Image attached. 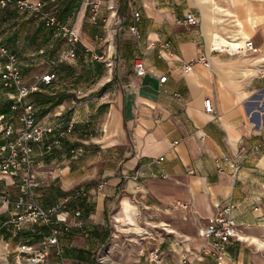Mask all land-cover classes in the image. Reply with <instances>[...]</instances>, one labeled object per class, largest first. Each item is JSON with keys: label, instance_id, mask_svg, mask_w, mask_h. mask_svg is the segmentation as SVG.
Here are the masks:
<instances>
[{"label": "crops", "instance_id": "0c3cea01", "mask_svg": "<svg viewBox=\"0 0 264 264\" xmlns=\"http://www.w3.org/2000/svg\"><path fill=\"white\" fill-rule=\"evenodd\" d=\"M25 1L41 2L39 10L23 8L27 13L54 15L73 26L84 62L82 69L54 71L52 83L59 82L54 106L42 118L37 115L53 126L44 139H55L50 150L44 141L36 144L32 187L42 196L50 187L53 203L68 200L71 205L53 217L62 252H51L48 264H93L96 245L103 244L109 230V213L117 206V217L127 219L125 211L132 214L135 208L129 200L146 211H160L165 219L187 218L186 233L159 223L166 233L185 236L170 242L162 238L166 264L181 262L188 252L201 262H216L212 255L203 256L204 239L194 232L226 203L233 205L231 215L243 234L264 242V0ZM6 3L9 7L15 0ZM61 8H67L63 16ZM188 14L197 23L181 21ZM246 40L252 47H245ZM136 56L143 60V75L135 74ZM185 62H192L186 73ZM205 97L211 98L213 113L205 111ZM10 104L6 113L14 111ZM78 107L84 110L81 117H71ZM64 109L72 133L82 122L80 147L59 136ZM3 136L0 143L12 138ZM62 141L67 146L58 148ZM23 172L6 179L19 183ZM70 200L84 204L79 215ZM18 209L0 203L3 218ZM43 227L35 234L48 233ZM1 231L0 243L9 250L19 232L11 226ZM224 262L264 264V246L230 240Z\"/></svg>", "mask_w": 264, "mask_h": 264}, {"label": "rangeland", "instance_id": "374dc122", "mask_svg": "<svg viewBox=\"0 0 264 264\" xmlns=\"http://www.w3.org/2000/svg\"><path fill=\"white\" fill-rule=\"evenodd\" d=\"M0 36L4 45L10 52L16 54L19 66L21 68V76L25 83L29 85H36L39 90H34L31 92L26 100L31 102L37 108V115L42 118L44 114L48 113L51 106H54V99L57 97L55 92L56 88L59 87V82L55 81L50 86H44L41 83L40 77L47 71H55L57 69L64 70L67 68L71 69H82L84 62L80 61L78 58V45L76 44L77 50L75 51V56H70L68 53L69 44L66 36L59 32V29L45 23V18H39V15H34L35 11L27 13L26 10L20 8L16 3H12L11 6H7V3H0ZM24 15H27V20H21ZM4 60V56L0 55V66ZM60 78L58 77V80ZM58 85V86H56ZM76 94V92H68ZM81 95V94H79ZM60 98V96L58 97ZM79 98L75 97V101ZM11 103V98L7 94V89L4 88L0 82V114L4 113L3 120H0L1 124L11 125L13 128L18 129L20 127L19 114L16 111L8 112V106ZM76 113L70 114L71 117L76 118L81 117L83 113V108L78 107ZM64 109L61 112L60 117V133L59 136L68 141H74L77 146H81L82 141L80 136L81 124L78 123V131L72 133L73 127L71 125L70 119L66 122V116H64ZM68 110V115H69ZM63 123V124H62ZM3 131L0 130V140L2 138ZM54 136L48 135L44 139V145L49 144L48 150L53 147ZM63 144H58V148L67 146V142L62 141ZM91 144H95L94 140L90 141ZM17 182V181H16ZM26 191V192H24ZM22 190L19 187V183L11 182L10 178H0V193L6 194L7 197L17 199L22 197L24 200L30 201L31 198L36 199L43 206H51L54 199L52 196L46 195L42 196L41 193H35L34 187H30V190ZM134 205V210L132 209V215L134 222L130 223V220H125L124 218H118L117 215L120 212V207H115L114 211L109 213L108 222V233L105 237V241L101 245V242L96 245V257L93 264H142V257L138 254V251H146L150 246L159 247L163 249L162 238L168 239L169 242L173 240H182L185 238L183 235H178L175 232L166 233L162 226L159 225L160 222H167L170 226L168 228H173L179 232H185L189 230L187 218L177 216H172L170 219H165L161 217L162 214L159 212H152L151 210L146 211L142 203L135 204L133 201L129 200ZM2 204V203H1ZM64 208H70V204L67 202H62ZM77 208L74 206V210ZM74 211L72 209H69ZM198 226L200 223H197ZM44 225L41 222H28L20 226L17 231L19 232L18 238L13 242L12 247L7 250L3 243H0V264H17L16 259H19L23 263L22 256H17L14 252V248L17 244L22 241L28 240L30 243H36L41 236V234H35L37 228L39 231L44 230ZM141 231V234L137 232ZM32 233V234H30ZM194 234L199 236L198 227L195 229ZM244 236L246 240L244 243H250L251 245H256L254 242L256 237ZM259 240V239H258ZM185 243L187 240L184 241ZM259 243L264 246V242L259 240ZM148 246V247H147ZM193 251H198V248L191 246ZM166 252V251H164ZM194 252H188L185 262H176V264H211L209 262H201ZM203 256H206L203 254ZM50 263V262H49ZM217 264V262L213 263ZM223 264H227L224 262Z\"/></svg>", "mask_w": 264, "mask_h": 264}, {"label": "built area", "instance_id": "2783aa9c", "mask_svg": "<svg viewBox=\"0 0 264 264\" xmlns=\"http://www.w3.org/2000/svg\"><path fill=\"white\" fill-rule=\"evenodd\" d=\"M8 0H0L1 4H5ZM15 3L20 8L31 7L39 10L41 2L28 4L25 0H15ZM139 12H134L137 17ZM47 25H55L64 35L70 39L71 45L68 49L70 56L75 55L76 44L79 41V35L75 32L73 26L62 24L54 15H46ZM181 21L188 24L197 23L196 18L188 14ZM130 29L137 32L135 26ZM245 47H252V41L246 40ZM168 45V41L162 44L161 48ZM161 49H159V53ZM0 55L4 56V62L0 67V82L2 86L9 90V97L12 99L10 108L18 111L20 127L13 128L11 125L1 124V129L6 137H12L6 143H0V178L12 177L18 174V171L23 169V174L19 179L21 189L30 190L35 173L32 166L35 159L36 144L43 143L45 135L52 131L53 126L43 123L37 118V109L35 105L27 101L26 96L37 90L36 85L25 84L21 71L18 65L17 57L10 52L2 43L0 37ZM205 65H209V61L202 56L198 57ZM192 62L183 64V72H188L191 69ZM134 71L137 75L145 73V66L141 57L134 58ZM264 76V70L261 71ZM57 75L54 71H47L40 77L41 82L45 85L52 83ZM167 76L164 74L159 77V82L163 83ZM204 109L208 113L214 112V107L210 97H205L203 100ZM4 114H0V120H3ZM244 148L243 146L241 149ZM163 157H159L158 160ZM223 161L230 164L231 167H236V164L230 161L228 156H224ZM82 190L77 192L80 195ZM68 200H65L66 202ZM0 203H12L19 209L12 211L7 217L3 218L0 214V238L3 227L11 226L13 229H18L22 224L28 222H41L48 226V233L42 234L36 243H30L28 240L22 241L16 245L14 252L17 256H22L23 263L19 259L18 264H48V257L51 252L59 255L62 252V244L59 240L60 228L53 224V217L64 207L61 203H55L51 206H43L36 199L31 198L30 201L24 200L22 197L17 199L7 197L6 194H0ZM233 205L226 203L219 207L216 214L202 223L199 226L198 233L204 239L201 246V253L212 255L217 264H223L226 257V245L230 240L243 241L246 240L241 228L231 215ZM80 214V208L77 207L75 215ZM142 257V264H166V252L158 247L149 248L146 251H138ZM186 253L181 255V262L186 261Z\"/></svg>", "mask_w": 264, "mask_h": 264}, {"label": "trees", "instance_id": "16d2710c", "mask_svg": "<svg viewBox=\"0 0 264 264\" xmlns=\"http://www.w3.org/2000/svg\"><path fill=\"white\" fill-rule=\"evenodd\" d=\"M66 12H67V8H61L59 15H60V16H63V15L66 14ZM49 188H50V187H47V188H46L45 196H46V195L51 196L50 193H48ZM62 194L64 195L65 192H62ZM69 203H71L73 207L76 206V205H78V208H80V213H81V210H84V204H83L82 202H78V201H75V202H74V201L70 200Z\"/></svg>", "mask_w": 264, "mask_h": 264}, {"label": "bare ground", "instance_id": "6f19581e", "mask_svg": "<svg viewBox=\"0 0 264 264\" xmlns=\"http://www.w3.org/2000/svg\"><path fill=\"white\" fill-rule=\"evenodd\" d=\"M124 217L127 218V219H129L130 221H132V218H131L132 217V214L129 213L128 211H125V216ZM118 218H120V217H118ZM137 232H139L141 234V231L137 230ZM254 242L257 243L258 245H260V247L263 246V245H261L259 243V240L258 239H255ZM17 264H18V261H17Z\"/></svg>", "mask_w": 264, "mask_h": 264}]
</instances>
